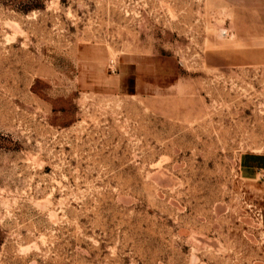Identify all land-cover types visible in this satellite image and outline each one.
Returning a JSON list of instances; mask_svg holds the SVG:
<instances>
[{
  "label": "rangeland",
  "instance_id": "374dc122",
  "mask_svg": "<svg viewBox=\"0 0 264 264\" xmlns=\"http://www.w3.org/2000/svg\"><path fill=\"white\" fill-rule=\"evenodd\" d=\"M0 264H264L256 10L0 0Z\"/></svg>",
  "mask_w": 264,
  "mask_h": 264
},
{
  "label": "crops",
  "instance_id": "0c3cea01",
  "mask_svg": "<svg viewBox=\"0 0 264 264\" xmlns=\"http://www.w3.org/2000/svg\"><path fill=\"white\" fill-rule=\"evenodd\" d=\"M229 1L233 5H239L240 2L245 3L248 9L256 10L257 15L260 18V22L262 23V26L264 27V0H226ZM125 84V79L122 80L120 83V86H123Z\"/></svg>",
  "mask_w": 264,
  "mask_h": 264
},
{
  "label": "bare ground",
  "instance_id": "6f19581e",
  "mask_svg": "<svg viewBox=\"0 0 264 264\" xmlns=\"http://www.w3.org/2000/svg\"><path fill=\"white\" fill-rule=\"evenodd\" d=\"M225 33H226V32H225ZM225 33H224V32H221V34H220V35H221V36H223V35H226Z\"/></svg>",
  "mask_w": 264,
  "mask_h": 264
}]
</instances>
